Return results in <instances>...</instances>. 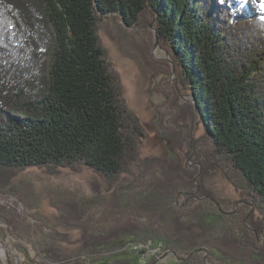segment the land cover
Here are the masks:
<instances>
[{"label":"trees","instance_id":"trees-1","mask_svg":"<svg viewBox=\"0 0 264 264\" xmlns=\"http://www.w3.org/2000/svg\"><path fill=\"white\" fill-rule=\"evenodd\" d=\"M235 1L0 0V169L90 168L111 183L130 172L144 128L101 33L113 22L125 32L146 22L171 44L214 152L264 205V12L234 10ZM206 216L217 223L223 212ZM124 239L41 254L56 264H128L116 259L134 253ZM151 239L177 264H193L202 248Z\"/></svg>","mask_w":264,"mask_h":264},{"label":"rangeland","instance_id":"rangeland-1","mask_svg":"<svg viewBox=\"0 0 264 264\" xmlns=\"http://www.w3.org/2000/svg\"><path fill=\"white\" fill-rule=\"evenodd\" d=\"M261 3L236 0L233 8L247 4L256 15ZM149 25L125 32L113 22L101 33L144 128L138 161L112 183L90 168L0 169V264H56L41 252H89L121 237L130 247L153 236L202 247L188 258L196 257L193 264H264V205L214 152L188 85L173 74L171 44L154 50L157 30ZM214 208L223 212L217 223L206 216ZM172 256L127 252L116 259L182 262Z\"/></svg>","mask_w":264,"mask_h":264},{"label":"built area","instance_id":"built-area-1","mask_svg":"<svg viewBox=\"0 0 264 264\" xmlns=\"http://www.w3.org/2000/svg\"><path fill=\"white\" fill-rule=\"evenodd\" d=\"M155 242V243H154ZM155 245H158V247L154 248ZM163 245V242H157V241H146L141 244H135L130 247H125V249H129L130 251L134 252L135 254H139L143 257H148L150 255H160L162 253H170L171 251L168 249L162 250L161 247ZM171 258L174 259L172 256ZM170 264V263H167Z\"/></svg>","mask_w":264,"mask_h":264},{"label":"water","instance_id":"water-1","mask_svg":"<svg viewBox=\"0 0 264 264\" xmlns=\"http://www.w3.org/2000/svg\"><path fill=\"white\" fill-rule=\"evenodd\" d=\"M155 30V29H154ZM159 46V41H158V38L156 37V43H155V45H154V50H156L157 49V47ZM171 62V64H172V66H173V74H175L176 73V70H175V64H174V62H173V60L172 61H170ZM193 97V96H192ZM193 99H194V97H193ZM194 102L196 103V101H195V99H194ZM203 249H200V250H197V251H195L194 253H192V255H194L195 253H197V252H201ZM173 254H174V256H176V257H178L177 256V254L175 253V252H173ZM156 264V263H155Z\"/></svg>","mask_w":264,"mask_h":264},{"label":"snow or ice","instance_id":"snow-or-ice-1","mask_svg":"<svg viewBox=\"0 0 264 264\" xmlns=\"http://www.w3.org/2000/svg\"><path fill=\"white\" fill-rule=\"evenodd\" d=\"M223 2H224V0H221V3H223ZM260 8H261V10H264V3H261Z\"/></svg>","mask_w":264,"mask_h":264},{"label":"bare ground","instance_id":"bare-ground-1","mask_svg":"<svg viewBox=\"0 0 264 264\" xmlns=\"http://www.w3.org/2000/svg\"><path fill=\"white\" fill-rule=\"evenodd\" d=\"M2 249H3V248L0 247V250H1V251H3ZM4 251H5V250H4Z\"/></svg>","mask_w":264,"mask_h":264}]
</instances>
